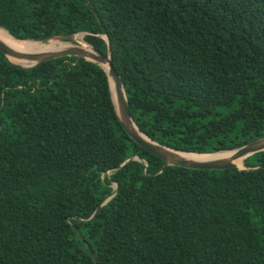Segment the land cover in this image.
I'll list each match as a JSON object with an SVG mask.
<instances>
[{
	"label": "trees",
	"instance_id": "trees-1",
	"mask_svg": "<svg viewBox=\"0 0 264 264\" xmlns=\"http://www.w3.org/2000/svg\"><path fill=\"white\" fill-rule=\"evenodd\" d=\"M0 28L86 32L102 55L107 36L130 117L160 145L264 137V0H0ZM162 165L125 132L101 67L0 53V264H264V152L251 170Z\"/></svg>",
	"mask_w": 264,
	"mask_h": 264
},
{
	"label": "water",
	"instance_id": "water-1",
	"mask_svg": "<svg viewBox=\"0 0 264 264\" xmlns=\"http://www.w3.org/2000/svg\"><path fill=\"white\" fill-rule=\"evenodd\" d=\"M4 30V29H2ZM8 33L6 30H4ZM89 33L80 32L76 34H67V35H56L51 38H44L38 40H17V41H32L37 43H49L52 42L55 47L39 52H30V51H17L3 41L0 40V53L4 55L5 59L12 65L21 67V68H33L37 65H40L44 62L51 61L54 59H59L63 57H75L76 59H84L86 61L95 63L103 69L106 73L109 90L116 111L118 120L123 126L125 132L128 136L137 143L141 148L147 150L153 155L159 157L163 161V165L159 168L156 174H159L164 168L171 166H178L187 169L194 170H226L236 168L238 170H251L255 168H240L236 161L239 159L243 160L249 158L250 156L264 152V137L251 141L241 147L220 151L215 153H186L181 151H176L171 148L160 145L147 136H145L133 123L128 104L125 96V91L120 75L117 73L112 64L111 52L109 50V41L107 36L103 35L101 38L107 44V54L102 55L101 53L95 51L90 45H88L83 38ZM8 35H10L8 33ZM11 36V35H10ZM12 37V36H11ZM13 38V37H12ZM81 39V42H80ZM16 40V39H15ZM189 155H199V156H209L210 159L206 160H193L190 159ZM139 160V158L131 157L125 161L120 166L114 168L118 170L126 162L131 160ZM140 161V160H139ZM115 190L110 197L106 198L100 206L95 210L93 215L90 217L93 218L101 206L106 204L114 195L117 190V185L114 184Z\"/></svg>",
	"mask_w": 264,
	"mask_h": 264
},
{
	"label": "bare ground",
	"instance_id": "bare-ground-1",
	"mask_svg": "<svg viewBox=\"0 0 264 264\" xmlns=\"http://www.w3.org/2000/svg\"><path fill=\"white\" fill-rule=\"evenodd\" d=\"M0 40L17 51L39 52V51H46L55 47L52 42L43 44L32 41H17L14 38H12L10 35H8V33H6L4 30H2V28H0ZM188 157L190 159L197 161L211 158L209 156H199V155H189ZM236 163L240 168H243V166H245L242 159L237 160Z\"/></svg>",
	"mask_w": 264,
	"mask_h": 264
},
{
	"label": "rangeland",
	"instance_id": "rangeland-1",
	"mask_svg": "<svg viewBox=\"0 0 264 264\" xmlns=\"http://www.w3.org/2000/svg\"><path fill=\"white\" fill-rule=\"evenodd\" d=\"M81 42V41H80ZM246 160V159H245Z\"/></svg>",
	"mask_w": 264,
	"mask_h": 264
}]
</instances>
